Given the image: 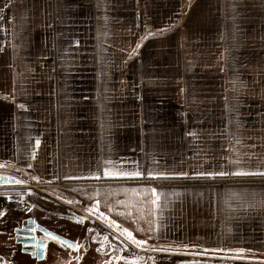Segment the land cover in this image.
<instances>
[{"label":"crops","instance_id":"1","mask_svg":"<svg viewBox=\"0 0 264 264\" xmlns=\"http://www.w3.org/2000/svg\"><path fill=\"white\" fill-rule=\"evenodd\" d=\"M10 169L96 218L133 191L140 247L264 263V0H0Z\"/></svg>","mask_w":264,"mask_h":264},{"label":"rangeland","instance_id":"2","mask_svg":"<svg viewBox=\"0 0 264 264\" xmlns=\"http://www.w3.org/2000/svg\"><path fill=\"white\" fill-rule=\"evenodd\" d=\"M0 174H10L13 175V177L21 180L24 182V185H20L17 188L13 187L14 189H25V191H28L29 193H35L38 196H44L46 197V200H40L33 197L28 198H20L12 195H7L6 198L0 199V213H3V215H0V225L1 222H4L2 226L4 225H10L12 227H15L16 225H19L24 222V219L28 216H36L37 220L41 221L43 224H46L47 226L51 227L55 230V233H59L58 235L68 239L71 242H76L78 239L84 238L83 236V228H87L88 225H91L88 221L84 220L82 217L77 216L72 210L68 209L66 206L55 203L52 201H49V195L55 196L58 200H64V197H60L58 190H60L64 184L62 183H54L49 185H40L39 183H36L32 181L30 178H28L25 175L19 174L15 169H10L8 171L0 170ZM157 185L161 182L156 181ZM84 183H76L75 185H83ZM87 185V183H85ZM149 185H154V181H149ZM90 186L92 184H89ZM94 187V185H92ZM12 187L6 186L4 189H11ZM12 188V189H13ZM100 187H98L99 189ZM109 188V187H108ZM2 189V188H0ZM103 189V187H101ZM104 191L105 193L107 192ZM41 191V192H40ZM27 192V193H28ZM43 192V193H42ZM131 194L125 195V201L124 199L120 198L119 196L121 193H115L113 195H110L109 197H106L107 194H104V197H100L103 202H105V205L103 206L107 211L113 212L118 211L122 212L121 219L124 220V222L128 223V227H132L133 230L137 232V235L140 236L141 234H146L143 237H149L147 234L148 231L145 230L142 226H140L138 217L132 213V208L134 204H137V199L133 198V191H129ZM102 193L100 192V195ZM1 197V196H0ZM4 197V196H3ZM51 199V198H50ZM65 201V200H64ZM130 203V206L126 205ZM67 203V202H66ZM104 204V203H103ZM124 205V209H122V206ZM23 206H30L33 207L32 209H28L27 207ZM128 208H126V207ZM129 207L131 208L129 212ZM26 209L27 211H25ZM142 209V206L141 208ZM38 210H41L40 212ZM85 214H88L89 216L97 219L99 222L105 224L101 219L96 218L95 216L91 215L87 211H83ZM90 221V220H89ZM97 225V224H96ZM109 227V226H108ZM130 227V228H131ZM146 227V226H145ZM110 228V227H109ZM103 231L104 228H102ZM107 232V231H106ZM115 232V231H114ZM143 232V233H142ZM116 233V232H115ZM118 234V233H116ZM119 236H122L118 234ZM123 237V236H122ZM124 238V237H123ZM144 239V238H143ZM118 242V241H117ZM12 243V242H10ZM120 243V242H118ZM123 243V244H122ZM120 243V249H123L125 253L130 255H139V256H150L156 258L159 263L151 262V261H142L140 259L131 260L129 264H171L169 263V259L173 258L172 256H169L170 254L174 255H187V256H197V257H204L202 260H196L199 261L196 262L198 264H232L233 262L227 261V260H254L252 257H248L246 255L240 254V253H228L226 251L217 252V253H208L207 251H200V250H186L184 252H167V251H159V250H152L148 246H138L133 244L131 241L127 240L125 238V241ZM7 247L9 245L7 244ZM18 247H16V250ZM53 249L56 250L58 253H63L66 255L65 258H58L57 260L53 261L52 258H50V255L46 253V258L41 261H34L33 259L29 258L28 255L22 252H15V253H5L6 257L9 262H13V264H112L111 262L102 263L103 259L99 254H97V251L92 245L88 251L83 256H78V258H70L71 251H69L65 246L62 244H55L53 245ZM150 253V254H149ZM212 258L207 259V258ZM175 259H182L180 257ZM0 260V264H3L5 261ZM104 260H107L106 258ZM259 261L258 259H256ZM237 263V262H236ZM120 264H127V262L122 261ZM237 264H247V263H237ZM254 264V263H249ZM264 264V263H263Z\"/></svg>","mask_w":264,"mask_h":264},{"label":"flooded vegetation","instance_id":"3","mask_svg":"<svg viewBox=\"0 0 264 264\" xmlns=\"http://www.w3.org/2000/svg\"><path fill=\"white\" fill-rule=\"evenodd\" d=\"M13 188V187H12ZM0 189V196H7V195H12V196H16V197H20V198H28V197H33L38 199V201L40 202V200H46V197L44 196H38L35 193H29L28 191H25V189ZM17 188V187H16ZM28 192V193H27ZM41 192V191H40ZM43 193V192H42ZM49 201L55 202V203H60L64 206H66L68 209L73 210V212L77 215L82 217L84 220L88 221L89 223H91V225H88L87 228H83V236L84 238L78 239V241L76 242H72L74 244L79 245V247L73 249V248H68L66 247L69 251H71V255L70 258H78V256H83L88 249L94 245L97 251V254H99V256H101V258L103 259L102 263H106V262H111L112 264H120V262L125 261L127 262V264L130 263L131 260H135V259H140L142 261H151V262H156L159 263L160 261H158L156 258L154 257H150V256H139V255H130L125 253V251L123 249H120V243L125 241V238L129 241L132 242L131 239H129V236L126 235V233L119 229H117L113 222H108V217H110L112 219V221L116 222V223H121L120 221H118V213L115 212H110V211H103L100 207H99V211L96 212L94 210H91V212H93V214L97 215L98 218H101L102 221L105 223H101L99 222L97 219L89 216L88 214H85L83 211L86 210V206L85 205H90V200L88 199H79L77 202L70 200L67 198L64 199L65 201H60L58 199H56L55 196H50L49 195ZM51 198V199H50ZM40 199V200H39ZM67 202V203H66ZM84 203L85 205L83 206L82 204ZM27 207L28 209H32L33 207L30 206H23ZM25 211H27L26 209H24ZM39 212L41 210H38ZM87 211V210H86ZM121 216V215H120ZM89 218L94 219V221H89ZM29 219H34L35 223L39 226H41L42 228H44V230L52 232L56 235H58L59 233H55V230L52 229L51 227L47 226L46 224H43L41 221L37 220L36 216L32 215V216H28L24 219V222L16 225L15 227H12L10 225H4L2 226L4 222H1L2 224L0 225V260L3 257L2 261H5L3 264H13V262H9L10 260H8V258L6 257L5 253H15V252H22L25 253L26 255L29 256V258L33 259L34 261H37V253L34 251L35 247H22V245L20 243L16 242V239L20 238L21 240H23L21 238V236L17 237L15 234V231H20V232H26L23 227L27 225V221ZM97 224V225H96ZM121 225H123L121 223ZM110 228H109V227ZM125 226V225H123ZM131 227V226H130ZM127 227V229L131 232V237L132 239H135L136 241H138V235L137 232L135 230L132 229V227ZM102 228H104L105 231L102 230ZM107 231V232H106ZM122 235L119 236L118 234ZM36 240L40 241V242H45L46 243V248H45V254L44 257L41 259H45L46 258V253H48V255H50V258H52L53 261L57 260L58 258H65L66 255L63 253H58L56 250L53 249V245L55 244H59L60 242L57 240H54L53 238H48L46 236L43 235V233L36 231ZM112 236V237H111ZM120 243H118V242ZM12 242V243H10ZM7 244L9 245V247H7ZM61 244V243H60ZM123 244V243H122ZM136 245V243H133ZM64 246V245H63ZM16 247H18V249L16 250ZM28 251H33V254L28 253ZM150 254V253H149ZM169 256H172L173 258L169 259V263L171 264H198L199 261L196 260H202L204 259V257H197V256H187V255H174V254H170ZM182 258V259H175V258ZM107 260H104V259ZM208 260L212 258H207ZM40 260V261H41ZM39 261V260H38ZM230 262H233L232 264H237V263H254V264H263L262 262H256V261H250V260H227ZM198 262V263H196ZM237 262V263H236Z\"/></svg>","mask_w":264,"mask_h":264},{"label":"water","instance_id":"4","mask_svg":"<svg viewBox=\"0 0 264 264\" xmlns=\"http://www.w3.org/2000/svg\"><path fill=\"white\" fill-rule=\"evenodd\" d=\"M20 185H24V182L16 179L13 176L0 174V188H4L6 186L18 187ZM2 198H6V196L0 197V199H2ZM89 220L95 222L94 219L89 218ZM117 228H119V227H117ZM23 229L26 232L15 231L16 236L17 237L21 236V238L23 239V240H21L20 238H18V239H16V242L20 243L22 245V247H35L34 251L37 253V260H39V261L44 257L46 243L36 240V234H35L36 231L43 233V235L48 237V238L58 237L59 239L57 241H59L60 243H61V241L67 242V243H61L62 245L66 246V247H68L69 243L74 244L71 241H69L68 239H66L60 235H56L52 232L44 230V228H42L41 226H39L35 223L34 219H29L27 221V225L24 226ZM120 230L123 231V233L125 232L126 234H128V233L131 234V232H126V230H124V229H120ZM49 234H51V235H49ZM68 248L71 249V247H68ZM32 252L33 251H28V253H30V254H33ZM218 264H221V263H218Z\"/></svg>","mask_w":264,"mask_h":264},{"label":"snow or ice","instance_id":"5","mask_svg":"<svg viewBox=\"0 0 264 264\" xmlns=\"http://www.w3.org/2000/svg\"><path fill=\"white\" fill-rule=\"evenodd\" d=\"M134 175H139V173H134ZM18 183H19V182H18ZM0 215H3V213H0ZM49 235H51V234H49ZM127 235L129 236V239L132 240V243H136V244H142V243H144L143 241H136L135 239H132L130 233H128ZM52 238H53L54 240H58V239H59L58 237H52ZM61 243H67V242L61 241ZM68 247H71V248L75 249V248L79 247V245H77V244H70V243H69V244H68Z\"/></svg>","mask_w":264,"mask_h":264},{"label":"built area","instance_id":"6","mask_svg":"<svg viewBox=\"0 0 264 264\" xmlns=\"http://www.w3.org/2000/svg\"><path fill=\"white\" fill-rule=\"evenodd\" d=\"M13 176V175H12ZM17 179V178H16ZM19 180V179H18ZM21 181V180H20Z\"/></svg>","mask_w":264,"mask_h":264}]
</instances>
